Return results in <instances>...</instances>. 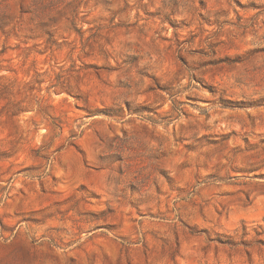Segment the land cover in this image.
<instances>
[{"label": "rangeland", "instance_id": "obj_1", "mask_svg": "<svg viewBox=\"0 0 264 264\" xmlns=\"http://www.w3.org/2000/svg\"><path fill=\"white\" fill-rule=\"evenodd\" d=\"M0 264H264V0H0Z\"/></svg>", "mask_w": 264, "mask_h": 264}, {"label": "trees", "instance_id": "obj_2", "mask_svg": "<svg viewBox=\"0 0 264 264\" xmlns=\"http://www.w3.org/2000/svg\"><path fill=\"white\" fill-rule=\"evenodd\" d=\"M218 242L223 243V244H227V245H234V243L232 241H225V242H223L221 240H218Z\"/></svg>", "mask_w": 264, "mask_h": 264}]
</instances>
